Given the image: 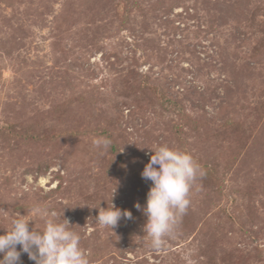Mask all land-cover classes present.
Returning <instances> with one entry per match:
<instances>
[{
  "label": "rangeland",
  "instance_id": "1",
  "mask_svg": "<svg viewBox=\"0 0 264 264\" xmlns=\"http://www.w3.org/2000/svg\"><path fill=\"white\" fill-rule=\"evenodd\" d=\"M165 145L205 175L154 250L134 205ZM36 208L88 264H264V0H0V235Z\"/></svg>",
  "mask_w": 264,
  "mask_h": 264
},
{
  "label": "clouds",
  "instance_id": "2",
  "mask_svg": "<svg viewBox=\"0 0 264 264\" xmlns=\"http://www.w3.org/2000/svg\"><path fill=\"white\" fill-rule=\"evenodd\" d=\"M93 143L98 149L106 151L111 140L99 137ZM152 153L141 173L143 179L151 181L146 204L142 209L139 203L134 206L146 216L143 232L147 234L150 246L159 250L165 243L164 238L174 232L186 214L190 191L197 178L203 177L205 172L187 152L165 145L158 146ZM101 209L95 219L111 230L122 218L131 219L130 211H121L112 203L111 207ZM33 211L52 219H46L45 228L40 231L30 229L31 220L18 214L20 218L11 221L10 230L0 235V264H20L21 252L26 253L35 264H88L86 253L80 246V235L71 230L67 219L58 222L56 212L49 213L40 208ZM17 245L20 251H17Z\"/></svg>",
  "mask_w": 264,
  "mask_h": 264
}]
</instances>
